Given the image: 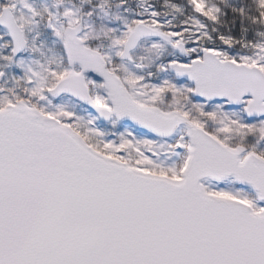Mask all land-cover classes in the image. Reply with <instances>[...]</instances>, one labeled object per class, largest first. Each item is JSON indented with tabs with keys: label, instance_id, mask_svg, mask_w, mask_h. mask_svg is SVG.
<instances>
[{
	"label": "snow or ice",
	"instance_id": "obj_1",
	"mask_svg": "<svg viewBox=\"0 0 264 264\" xmlns=\"http://www.w3.org/2000/svg\"><path fill=\"white\" fill-rule=\"evenodd\" d=\"M0 264H264V0H0Z\"/></svg>",
	"mask_w": 264,
	"mask_h": 264
}]
</instances>
